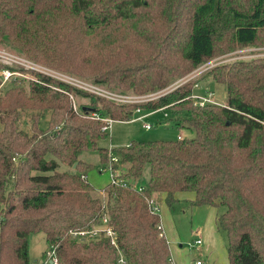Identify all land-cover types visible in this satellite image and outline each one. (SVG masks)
I'll use <instances>...</instances> for the list:
<instances>
[{
	"label": "trees",
	"instance_id": "trees-1",
	"mask_svg": "<svg viewBox=\"0 0 264 264\" xmlns=\"http://www.w3.org/2000/svg\"><path fill=\"white\" fill-rule=\"evenodd\" d=\"M1 41L87 82L158 95L119 104L36 70L1 87L0 264H30L29 237L38 232L44 260L54 249L57 264H174L158 203L164 196L172 207L177 192H192V206L224 207L216 226L228 264H264V55L204 73L226 86V105L194 104L195 78L178 84L215 56L264 47V0H0ZM138 106L169 109L174 127L194 136L99 146L107 120H132ZM90 151L129 185L109 183L93 196L85 176L93 166L81 157ZM58 162L73 172L58 171ZM146 165L148 183L138 191ZM95 228V239L71 236Z\"/></svg>",
	"mask_w": 264,
	"mask_h": 264
},
{
	"label": "rangeland",
	"instance_id": "rangeland-1",
	"mask_svg": "<svg viewBox=\"0 0 264 264\" xmlns=\"http://www.w3.org/2000/svg\"><path fill=\"white\" fill-rule=\"evenodd\" d=\"M0 55L6 57V59H0V64L4 66L0 68V84L4 81L1 86L2 88L10 87L12 79L15 78L27 81L31 75L29 72L30 70L46 73L55 79L62 81L65 79L70 81L79 80L78 82L85 81L83 80L85 78L81 79V77H74L73 75L60 72L59 70H55L54 68L27 58L22 52L14 49L7 41L0 42ZM259 55H264V47L247 46L222 56H215L205 61L203 64H200L191 73L181 78L178 83H182L186 79H190L194 76L193 78L197 80V84L194 87L196 93L193 91V94L204 95L210 92L214 103L222 105V103L227 100L226 86L217 83L210 78L204 77V73L217 64ZM7 70L13 75L5 80L2 72ZM85 82L84 84L87 85ZM90 84L92 83L90 82ZM93 86L99 88L100 91L112 92L117 94V96H120L118 98L121 99L120 101L111 100L119 104H145L153 97L152 93L135 95L117 90L114 91L110 88H105L103 85L94 84ZM86 101L87 100L84 98L75 99L72 101L73 109L75 106L76 108L74 110H76L79 103H85ZM137 108L142 109L141 106H138ZM30 113V111L22 112L21 126L25 129H28L29 127L28 119ZM143 114H147V116L139 119L138 116ZM172 117V113L169 109H158L155 111H145L142 109L140 113L133 114L132 120L112 121L109 130H107L108 137L101 139L98 144L101 147L118 148L126 146L131 140H174L177 139L179 134L186 138L194 136V131L186 126L181 127L180 129L175 128ZM47 118V115H44L42 118L43 125H45ZM144 123L151 124L152 127L146 129L143 127ZM81 157L93 166L85 175L88 182L93 186V196L101 195L103 192L102 189L111 183L110 173L106 169V165L105 167L103 166L99 154L96 151L85 152ZM58 164V171L73 172L72 166L62 162H58ZM121 169H125V165L121 166ZM148 179L149 165H146L142 176L136 181V183L146 187ZM189 199L190 198H188V200ZM188 200L180 198L179 203L174 204L169 209L166 206L163 207L160 213V216H162L163 230L169 242L171 258L174 260V264H189V262L196 259H201L204 264H207V262H209V264H228L226 235L223 231L217 228L215 223L216 212L217 214H220L224 210V207L213 208L208 205L192 206L188 203ZM197 239H200L202 242L195 246L194 242ZM46 249L47 242L45 240V234L43 232L31 234L29 237L30 264H42L44 261L42 253Z\"/></svg>",
	"mask_w": 264,
	"mask_h": 264
},
{
	"label": "built area",
	"instance_id": "built-area-1",
	"mask_svg": "<svg viewBox=\"0 0 264 264\" xmlns=\"http://www.w3.org/2000/svg\"><path fill=\"white\" fill-rule=\"evenodd\" d=\"M6 59V57H4L3 55H0V59ZM12 61H15V60H12ZM5 62V61H4ZM8 63V62H7ZM19 64V63H17ZM3 76H4V79L7 80L11 75H13L9 70L7 71H3L2 72ZM194 77V76H193ZM193 77H191L190 79H192ZM72 78V77H71ZM75 79V78H73ZM64 80V79H63ZM77 80V79H76ZM189 79H186L185 81H187ZM79 80L77 81H70L68 79H65L64 82L68 83V84H71L75 87H78L80 89H83L85 91H88L90 93H93V94H96V95H100L102 97H105L109 100H116V101H120L121 99H118L120 96H117V94L115 93H109V92H106V91H100L99 88L93 86L94 84H90V82H85L87 85L84 84V82H78ZM82 81V80H81ZM184 81V82H185ZM4 82V81H3ZM3 82H1L0 84V89H1V86L3 84ZM183 83V82H182ZM178 84H181V83H178ZM153 94V97L152 98H155L157 97L158 93H152ZM150 98V99H152ZM192 98H193V101H194V104L196 105H204L206 103H214L213 99H212V94L209 92V93H206L204 95H195L193 94L192 95ZM76 107L74 106V109ZM141 112V109L140 108H137L135 110V113H140ZM145 116H147V114H143V115H140L138 116L139 119H142L144 118ZM108 122V125L106 124L104 127H103V130H109V126H110V123L112 122L111 120H107ZM143 127L146 128V129H149L152 127L151 124H147V123H144L143 124ZM181 136L179 135L178 138H180ZM110 160L111 162H117V157L112 155L110 157ZM106 169L109 171L110 173V179H111V184L114 185V186H121V187H126L129 185V183L122 178L121 176V172L118 170V169H115L113 168V166L111 165V163H108L106 165ZM138 191H143L144 190V186H141V185H138L137 183H134L133 185ZM156 199L154 198H150L148 199V205L150 207V209L152 211H158V208H157V203H156ZM103 222L106 223V219H103ZM107 234L109 236L112 235V232H110L109 230L107 231ZM71 236L76 239V240H89V239H95L99 236V229L98 228H95L93 230H84V231H75V232H71ZM201 240L200 239H197L195 242H194V245H199L201 244ZM58 263V260H57V256H56V253H55V250L53 249L46 260L43 261L42 264H57ZM189 264H204L203 261L201 259H196V260H193L191 262H189Z\"/></svg>",
	"mask_w": 264,
	"mask_h": 264
},
{
	"label": "crops",
	"instance_id": "crops-1",
	"mask_svg": "<svg viewBox=\"0 0 264 264\" xmlns=\"http://www.w3.org/2000/svg\"><path fill=\"white\" fill-rule=\"evenodd\" d=\"M194 93H196L195 91H194ZM199 94V93H198ZM227 104V100H225L223 103H222V105H226ZM180 136H182L181 134H179ZM178 135V136H179ZM178 138V137H177ZM193 197V193L192 192H177L176 194H175V198L177 199V202L176 203H179V201H180V198H183V199H185V200H188V198H192ZM175 203V204H176ZM158 206H159V213H161V211H162V208L163 207H167L168 209H169V207L167 206V204L165 203V201H164V196H162L161 197V200H159V203H158ZM213 208H215V207H213ZM213 208H212V210H213ZM164 211V210H163ZM166 212V211H165ZM161 215V214H160ZM216 216H217V212H216V215H215V223H216ZM161 226H162V229H163V224H162V216H161ZM163 232H164V230H163ZM165 234V233H164ZM174 261V260H173ZM205 262V261H204ZM206 264V263H205ZM207 264H209V262H207Z\"/></svg>",
	"mask_w": 264,
	"mask_h": 264
},
{
	"label": "water",
	"instance_id": "water-1",
	"mask_svg": "<svg viewBox=\"0 0 264 264\" xmlns=\"http://www.w3.org/2000/svg\"><path fill=\"white\" fill-rule=\"evenodd\" d=\"M75 167V165H73V168Z\"/></svg>",
	"mask_w": 264,
	"mask_h": 264
}]
</instances>
